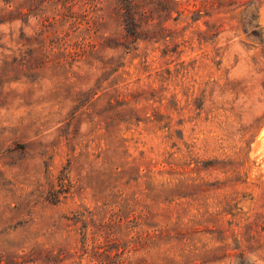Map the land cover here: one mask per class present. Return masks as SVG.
Instances as JSON below:
<instances>
[{
    "label": "rangeland",
    "instance_id": "rangeland-1",
    "mask_svg": "<svg viewBox=\"0 0 264 264\" xmlns=\"http://www.w3.org/2000/svg\"><path fill=\"white\" fill-rule=\"evenodd\" d=\"M132 1L0 0V264H264V0Z\"/></svg>",
    "mask_w": 264,
    "mask_h": 264
},
{
    "label": "trees",
    "instance_id": "trees-1",
    "mask_svg": "<svg viewBox=\"0 0 264 264\" xmlns=\"http://www.w3.org/2000/svg\"><path fill=\"white\" fill-rule=\"evenodd\" d=\"M72 0H66V3H70ZM123 3H124V6H125V9H126V12L127 14L131 15V17L133 18V15H134V6H133V1L132 0H122ZM75 13V16H76V19H81V16L79 14H77V12H74ZM77 14V15H76ZM131 17H128L129 19H131ZM132 20V19H131ZM133 21V20H132Z\"/></svg>",
    "mask_w": 264,
    "mask_h": 264
}]
</instances>
